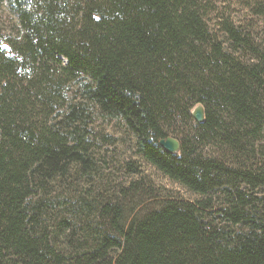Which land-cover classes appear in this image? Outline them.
I'll return each mask as SVG.
<instances>
[{
	"label": "trees",
	"instance_id": "trees-1",
	"mask_svg": "<svg viewBox=\"0 0 264 264\" xmlns=\"http://www.w3.org/2000/svg\"><path fill=\"white\" fill-rule=\"evenodd\" d=\"M220 32L202 0H0V264H264V170L240 160L264 130V55ZM90 105L196 199L130 217L105 203L97 222L71 206L72 168L93 167ZM178 125L190 135L168 154Z\"/></svg>",
	"mask_w": 264,
	"mask_h": 264
},
{
	"label": "rangeland",
	"instance_id": "rangeland-1",
	"mask_svg": "<svg viewBox=\"0 0 264 264\" xmlns=\"http://www.w3.org/2000/svg\"><path fill=\"white\" fill-rule=\"evenodd\" d=\"M202 6L205 23L217 41L225 42L226 38L220 31L222 24L228 21L240 34L248 38L252 48L264 55V0H202ZM6 21L8 19H5ZM1 27H6V24ZM74 98L76 103L81 101L75 87L69 94L70 100ZM193 122L196 123L194 120ZM190 131L189 127L178 125L175 132L169 133L167 138L175 139L179 143L186 135H190ZM87 133L92 170L85 172L73 167L68 177L72 184L64 191L71 192V206L78 207L80 201L87 203L94 211L91 217L95 218L96 222V210L105 203L121 204L126 215L130 217L132 214L157 207L167 199H196L137 156L134 137L122 122L102 117L91 105ZM255 147V155L246 153L240 160H250L248 168L257 166L264 170V130ZM205 152L222 159L226 164L232 165L235 162V156L228 151L223 153L216 147H208ZM131 166L135 167V173L129 171ZM62 191L63 189H59L58 193ZM220 201L222 199L218 203ZM213 221L214 225L224 227L216 214Z\"/></svg>",
	"mask_w": 264,
	"mask_h": 264
},
{
	"label": "water",
	"instance_id": "water-1",
	"mask_svg": "<svg viewBox=\"0 0 264 264\" xmlns=\"http://www.w3.org/2000/svg\"><path fill=\"white\" fill-rule=\"evenodd\" d=\"M193 120L197 124H201L203 122V109L201 106H197L191 113ZM160 148H162L166 153L173 154L179 150V143L175 139L166 138L165 140H161L159 142Z\"/></svg>",
	"mask_w": 264,
	"mask_h": 264
}]
</instances>
